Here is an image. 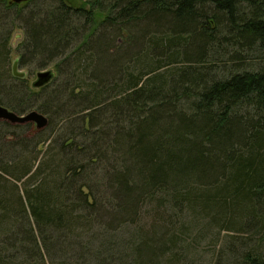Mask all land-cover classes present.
<instances>
[{"label":"trees","instance_id":"trees-1","mask_svg":"<svg viewBox=\"0 0 264 264\" xmlns=\"http://www.w3.org/2000/svg\"><path fill=\"white\" fill-rule=\"evenodd\" d=\"M34 1L0 0L9 9ZM104 21L114 34L134 26L137 36L129 32L128 48L117 49L98 30ZM27 26L19 65L71 53L40 88L12 73L11 100L0 103L38 110L48 125L56 113L63 145L52 157L51 139L36 165L0 166L10 177L0 186V233L23 256L1 245L0 264H185L187 211L227 230L236 220L258 230L253 248L232 241L217 264H264V62L222 78L208 62L222 38L264 54V0L44 1ZM95 57L97 77L84 85L82 67ZM64 65L74 84L62 90ZM111 160L105 179L91 183L90 165Z\"/></svg>","mask_w":264,"mask_h":264},{"label":"rangeland","instance_id":"rangeland-1","mask_svg":"<svg viewBox=\"0 0 264 264\" xmlns=\"http://www.w3.org/2000/svg\"><path fill=\"white\" fill-rule=\"evenodd\" d=\"M44 1L47 3H52V5H55L57 3V0H35L34 2L28 3L27 5L9 9L5 7L4 3L0 2V49H4V55L0 59V99L5 103H9L11 100L10 97L5 93V89L9 85L15 84V79H13L12 77L13 62L15 60H19L21 58V55L25 54L23 43L25 42L27 36V23H29L30 20H33L38 5H40ZM66 1L73 5H81L84 4L85 0ZM220 21L222 22V19ZM104 22L105 23L101 22L98 30H100L102 34L103 32L106 33L105 36L108 38V41L111 43L113 42L117 49H122V47H126V49L128 48L130 39L129 32L131 34V37L132 33L133 37L137 36V29L134 26L132 28H129L127 26L123 27L124 30H122L123 32H125L124 35L123 32L121 33V31L120 33L114 34L112 28H107L109 22ZM222 34L224 35L225 33ZM151 35H153V37H156L158 34L152 33ZM137 49L138 48L136 47L135 50L137 51ZM238 50V47L231 44L227 39L222 38L219 42H217V46L209 55L210 59L208 61H212V71L215 77L222 78L227 76V74L232 70V67L236 65L239 68H253L258 67L261 63L264 62V54L258 46H255L252 50L243 49L242 47L239 51ZM70 53L71 52L69 50H66L62 55H69ZM62 55L54 57L50 60L47 59L49 56H40L34 59H31L30 56H27V62H24L25 64H21L19 68L20 70L26 72V76L31 83L35 80L37 72L40 70L52 69L55 72L54 65L57 62H60L61 59H64V57H61ZM74 56L75 55L72 56V60ZM127 62L128 60L125 61L124 58L121 60V63H123V65H125ZM98 65L99 60L97 57H95L93 58L92 65L86 66V70L84 67H82V70L87 72L83 75V79L86 81L83 82L84 85L88 84L87 82H90V80H93L95 77H97L95 71ZM182 66V62L173 63L171 66H167L161 70L162 75L165 76L166 74H169L170 72L175 71ZM130 69H132L134 72L137 70L136 67H132ZM65 71V65L62 67L61 71L56 70V75L59 76L57 77V81L55 84L62 90H64L63 88L69 86V84H74L72 83V78L71 82L70 80L68 81V79L70 78L64 73ZM79 72L81 73V76V70ZM107 78L109 77L105 76L103 79L107 80ZM12 101L14 104H17L16 100L12 99ZM60 103L64 105L67 103L65 108L67 110H73L75 108V103L72 102L70 105L66 97H64ZM55 114L56 113H54L53 122H51L43 129H38L34 122H30L24 125H17L8 120L0 119V166L6 165V163H10L9 165H11L12 163L15 164L18 161L28 162L32 166L36 165L41 159V156H44L43 150L48 145L51 139H55L56 141H53V144L51 145L52 150L49 154H52V157L55 156L57 153L56 151L62 149L63 145L59 137V135L63 134V132L58 131L57 129L58 125L61 126V124L58 123L59 118ZM59 114L60 113H58V115ZM80 138V136H77L78 141L80 140ZM40 139H43L44 142L40 143ZM70 156H72L73 159L76 160L72 164H75L78 161L80 163H83L82 165H86L85 160H81L82 158H80L79 154L77 156V159H75V155L70 154ZM112 163L113 160H111L109 164H102V162H95L94 164H91L90 166L93 168L89 170V174H91L93 177H90L88 180L91 183H96L98 180H104L108 169L113 167ZM109 165L111 167H109ZM3 176V178L7 177L8 179H10V177H8V175L6 174H3ZM2 177H0V186L3 184L1 181H4ZM15 182L19 187V191L21 192V190L23 189L22 182ZM4 188L7 189L6 187ZM148 213L149 215L155 214L154 207H149ZM201 218L194 216L190 211L186 212L185 222L187 223V230H190V233L187 234L186 240L183 241V244L188 245L189 247L187 252L184 251V257L186 258L185 264H217V255L226 250L230 242H244L247 247L253 248L254 245H251V241L254 239H260L257 229H254L252 226L246 224L240 225L239 220H236L237 224L233 226L236 229L230 228V230H227L224 222H209L208 216ZM194 222H197V224H194ZM221 224H223V226H219ZM19 227L20 225H18L17 228ZM2 229L4 228L2 227ZM8 236L9 235L0 233V246H7L6 250H8V252H13V258L22 260L23 256L21 254L20 256L18 251L14 252L15 250L13 248H10V244H14V242L11 240V238L5 239V237ZM3 237L4 239H2ZM183 244L181 246L182 248ZM17 247H21V245L18 244ZM182 250H184V248Z\"/></svg>","mask_w":264,"mask_h":264},{"label":"water","instance_id":"water-1","mask_svg":"<svg viewBox=\"0 0 264 264\" xmlns=\"http://www.w3.org/2000/svg\"><path fill=\"white\" fill-rule=\"evenodd\" d=\"M30 0H8L9 5L13 4H21L23 2H27ZM19 60H15L12 65V73L16 77H25L26 72L20 70L19 68ZM55 76V72L52 69H44L37 72V76L34 81H32V85L35 88H40L47 83H49ZM0 119L8 120L12 123H27V122H34L38 129L45 128L48 123L49 119L47 115L41 113L38 110H30L26 113H17L8 107L2 105L0 103Z\"/></svg>","mask_w":264,"mask_h":264}]
</instances>
